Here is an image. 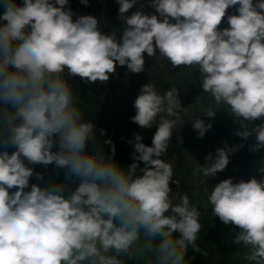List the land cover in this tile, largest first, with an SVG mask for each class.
<instances>
[{
    "label": "clouds",
    "instance_id": "1",
    "mask_svg": "<svg viewBox=\"0 0 264 264\" xmlns=\"http://www.w3.org/2000/svg\"><path fill=\"white\" fill-rule=\"evenodd\" d=\"M68 2L23 0L21 6L2 0L0 144L16 151L0 152V264H189V248L206 256L197 244L201 211L187 193L174 203L169 184L178 181L172 164L160 159L186 110L178 89L161 94L151 82L142 86L131 120L142 129L156 125V132L152 146L135 134L136 162L125 168L113 161L110 139L103 143L111 156L98 146L85 152L95 127L84 120L64 77L104 83L116 62L140 73L144 54L157 57L158 50L173 68L198 69L215 105H226L237 118L257 120L264 116V0H151L152 13L144 4L137 7L138 0H116L123 21L119 41L92 15L73 19L64 7ZM236 5L239 14L229 15L230 26L220 30L226 10ZM216 111L209 107L204 115L214 117ZM211 127L193 121L199 137ZM253 134L251 151L264 149V124L242 125L235 133L245 139ZM236 150L227 144L218 148L194 174L214 177ZM53 163L67 169L69 183L79 179L71 194L63 195L66 184L56 183L32 184L25 191L34 172L30 165ZM14 187L18 190L10 194ZM204 192V207L211 205L213 216L239 227L233 242L247 249L244 260L264 264V179L233 183L229 178Z\"/></svg>",
    "mask_w": 264,
    "mask_h": 264
},
{
    "label": "rangeland",
    "instance_id": "2",
    "mask_svg": "<svg viewBox=\"0 0 264 264\" xmlns=\"http://www.w3.org/2000/svg\"><path fill=\"white\" fill-rule=\"evenodd\" d=\"M112 1L114 2V0ZM253 2L256 3V0H253ZM146 4L149 8L151 0H148ZM112 6L110 5V7ZM238 7L239 5L232 6L226 10V15L218 28L221 26L228 28L230 26L227 17L238 15ZM4 12L5 10H3ZM3 13H0V15ZM107 19L109 20L108 17ZM100 25L103 30L104 27H107L105 31L108 32H110L109 28H112L108 27V22H106V26L103 22ZM161 66L167 71V75L171 79L175 78L169 83L170 85H167V90L171 88L178 89L181 106L186 110L179 114L180 118L173 129L169 146L160 159L172 164L173 180L178 181V183L170 182L169 184L172 190L171 194L175 198L174 203L178 202L179 195L187 193L190 203L201 211L202 229L198 234L197 244L207 253L205 256L189 248L185 258L189 260V264H249L243 258L247 252V249L243 248V243L236 244L233 242L240 231L239 227L233 224L226 225L218 217L213 216L211 205H208L207 208L204 207V204L207 203V194L204 192V188L208 187L210 192L217 183L229 178L233 180V183H238L241 180L247 182L253 177L257 180L264 179V172L260 171L261 168H264V149L251 151L252 146L256 143L255 135L253 134L246 139L235 135L236 132L242 130V125H247L249 129H253L264 124V116L254 121L244 120L242 117L237 118L231 113L230 108H227L226 105H215L210 94L204 93L198 69L181 68L183 66L173 68L171 61L166 58L163 59ZM142 72L144 73L145 70ZM180 73L184 75L183 78H180ZM177 75H179V78ZM146 80L148 82L149 79L143 81ZM73 94L74 102L82 112L84 120L91 121L95 127L94 142L97 145L93 141H89L85 148L86 153H92L98 146L99 151L105 157L111 156V148L103 143V141L110 139L116 149L115 156L112 157L113 161L126 168L136 162L132 155L135 134L143 137L142 142L144 144L152 146L156 125H153L150 129H142L131 120V117L136 113L128 115L122 110L110 111L90 99H83L75 93ZM0 107H3V105H0ZM209 107L217 110L214 117L204 115ZM197 118L204 120L206 125H212L203 137H199L197 130L193 128V121ZM158 122L159 117L157 118ZM101 130H103V136H101ZM226 144L229 148L236 147L237 150L230 153L229 163L225 170L217 172L214 177L209 178L194 174L197 164L203 166L208 163L206 157L211 153L212 157L215 158L216 150L224 148ZM240 145L243 146L238 147ZM4 146V144H0V149ZM13 147L9 145V149H13ZM54 150H56V146H54ZM138 163L140 168L144 167L143 162ZM30 166L34 169L32 176L40 180L38 185L41 187H47L53 183L66 184L63 193L65 196L70 195L80 182L78 178H73L72 182L69 183L65 175L67 169L58 168L54 163L47 168L39 164ZM37 174H40L43 178H38ZM137 175H142V173L138 170ZM44 178H47L48 181ZM17 190L14 187L9 189V193H14ZM217 236L219 238L222 236L221 240L218 241ZM132 264H139V262L133 261Z\"/></svg>",
    "mask_w": 264,
    "mask_h": 264
},
{
    "label": "trees",
    "instance_id": "3",
    "mask_svg": "<svg viewBox=\"0 0 264 264\" xmlns=\"http://www.w3.org/2000/svg\"><path fill=\"white\" fill-rule=\"evenodd\" d=\"M147 1L148 0H138L137 7H139L140 4H145L146 13H152L154 10L151 7L148 8V5L146 4ZM15 2L18 5H23V0H15ZM52 2H54V0H52ZM110 5L113 6L110 7ZM56 6L59 7V5ZM64 7L65 10L70 9L73 12V19H76L81 15H92L97 18L99 23H105V26L106 22H108V27H112L109 28L110 32L105 31L107 27H104V30L101 28V30L105 34H110L111 32L115 31L117 40H120L123 31V21L119 19V5L116 0H114V2L112 0H88L87 6H85L81 0H69L68 4ZM3 10H5V8L2 6V0H0V13H3ZM223 27L224 26L219 27L221 28L220 30H222ZM157 54V57H148L147 53L144 54V73H132L128 70L126 65L120 66L118 62H116L115 73L110 74L109 80L104 83H85L84 80L79 76L71 78L66 74L64 78L68 80L69 85L73 89V93L79 97L87 100L90 99L96 104H99L103 108L110 111L122 110L128 115L134 114L136 113L134 102L140 94V89L142 86L151 82L155 85L158 92L163 94L167 91V85H170L169 83L175 79H171L170 76L167 75V71H165V69L161 66L164 58L162 59V57L159 56L158 50ZM180 75V78L184 77L182 73H180ZM177 77L179 78V75H177ZM141 79L149 80L147 82V80L143 81ZM3 151H8L9 154H11L12 152L16 151V148L13 147V149H9V145H5L0 149V152ZM44 180L48 181L47 178H44ZM32 184L38 185L40 184V180L36 179L35 176L30 177L29 187L25 190L30 191ZM221 238L222 236L220 238L218 236L216 237L218 241L221 240Z\"/></svg>",
    "mask_w": 264,
    "mask_h": 264
}]
</instances>
